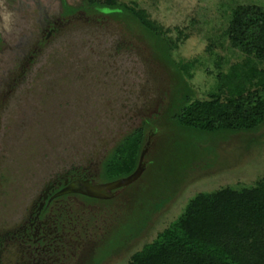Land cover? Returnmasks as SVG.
<instances>
[{"label":"rangeland","instance_id":"rangeland-1","mask_svg":"<svg viewBox=\"0 0 264 264\" xmlns=\"http://www.w3.org/2000/svg\"><path fill=\"white\" fill-rule=\"evenodd\" d=\"M116 1L142 12L148 27L168 42L172 58L181 66L191 64V78L185 75L198 99L217 95L218 75L236 64L248 91L255 92L249 74L264 64L230 49L224 34L231 8L254 4L264 9V0ZM58 14L59 0H0V173L9 168L19 178L9 187L17 194L20 183L21 196L15 197L14 208L22 210L56 175L72 167L93 174L107 149L141 120L165 108L168 100L165 70L121 26L83 15L61 23ZM48 22L55 23L57 32L41 44ZM160 133L156 169L146 177L150 183L176 176L161 150L168 132ZM156 142L153 137L148 146ZM216 147L210 161L197 160L182 190L177 188L176 195L164 200L139 237L104 264H128L198 194L250 187L263 177L264 125L253 133L230 135ZM88 216L84 222L91 221ZM118 216L122 217L119 212ZM108 218L107 213L98 218L97 226L105 232ZM99 227L98 233L103 232ZM89 232L96 234L90 226Z\"/></svg>","mask_w":264,"mask_h":264},{"label":"trees","instance_id":"trees-1","mask_svg":"<svg viewBox=\"0 0 264 264\" xmlns=\"http://www.w3.org/2000/svg\"><path fill=\"white\" fill-rule=\"evenodd\" d=\"M124 10L150 38L152 50L172 76L169 101L162 110L158 130L159 138L161 130L168 132L161 150L166 151L167 165L172 166L176 176L151 183L146 180L159 155V149H152L140 178L138 206L133 219H127L124 225L120 249L139 237L152 214L183 182L197 149L192 139L226 141L230 135L253 133L264 125V68L249 74L255 92L248 91L236 64L228 73L218 75L217 95L198 99L185 75L189 74L191 64L181 66L172 58L168 42L149 28L142 12L130 7ZM226 18L224 35L229 48L264 64V9L254 4L237 5ZM159 138L155 147L160 145ZM144 143L143 128L126 136L105 162V178L113 181L131 175L137 169ZM155 172L160 174L161 170ZM128 264H264V175L250 187H226L198 194L187 203L182 215L151 244L135 253Z\"/></svg>","mask_w":264,"mask_h":264},{"label":"flooded vegetation","instance_id":"flooded-vegetation-1","mask_svg":"<svg viewBox=\"0 0 264 264\" xmlns=\"http://www.w3.org/2000/svg\"><path fill=\"white\" fill-rule=\"evenodd\" d=\"M109 2L112 4L108 5ZM125 7L128 6L119 4L116 0H83L78 4H68L65 0H59L57 20L65 23L83 15L90 20L98 22L106 20L121 26L125 35H129L146 46L151 58L165 70L170 92L172 85L170 71L154 53L150 38L127 13L128 11L124 10ZM44 29L46 34L41 44L46 43L57 32L55 23L48 22ZM0 47H2L1 36ZM162 110L163 108H160L157 114L141 120L137 127L123 135L110 149H107L102 159L95 164L96 170L93 174L87 168L72 167L56 175L52 180L43 184L40 193L34 196L35 198L25 205L23 210L18 205L14 208L15 197L21 196L20 183H17V194L9 187L12 181L16 182L19 178L14 177L9 168H5L0 173L2 196L0 202V264H104L112 260L119 252L120 238L125 236L124 225L127 219H133L136 212L138 197L141 193L140 178L147 169L151 150L158 149L155 145L154 147L148 145L153 137H156L158 141V128L162 125L160 120ZM140 128L145 130V143L141 151L142 159L141 156L139 159L143 166L140 176L126 186L106 191L98 190L96 196L83 194L81 190L84 185L103 188L105 185L128 178L137 170L129 176L113 181L107 180L104 176V164L111 153L126 136ZM192 140L196 143L197 149H194V160L189 165L187 173L194 168L197 160H209L220 142L211 141L207 137ZM118 212L122 215L121 218ZM104 213L109 216L110 225L107 232L97 226L100 222L99 216ZM85 216H88L91 219L90 222L96 225L88 221L84 222ZM89 226L96 230V234L89 232ZM98 227L103 232L98 233Z\"/></svg>","mask_w":264,"mask_h":264},{"label":"water","instance_id":"water-1","mask_svg":"<svg viewBox=\"0 0 264 264\" xmlns=\"http://www.w3.org/2000/svg\"><path fill=\"white\" fill-rule=\"evenodd\" d=\"M141 159H142V156H141ZM142 167L143 166H142L141 161H140L137 170L131 176H129L128 178L122 179V180H119V181H116V182H114L112 184H109V185H105L103 188H95L93 186L84 185L82 187L81 192L83 194H85V195H88V196H96L95 194H96V192L98 190L99 191H106V190H112V189H116V188H119V187L126 186V185L132 183L133 181H135L140 176V174L142 173ZM185 183H186V180L178 186V190L179 191L182 190V188L184 187ZM172 194L176 195L177 193L176 192H173ZM170 196H168V197L170 198ZM157 212H155L154 214H152L151 218Z\"/></svg>","mask_w":264,"mask_h":264}]
</instances>
